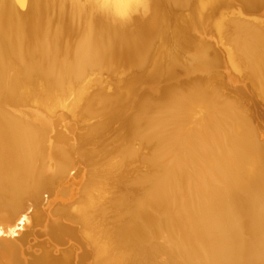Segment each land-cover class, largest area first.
<instances>
[{
    "label": "bare ground",
    "instance_id": "obj_1",
    "mask_svg": "<svg viewBox=\"0 0 264 264\" xmlns=\"http://www.w3.org/2000/svg\"><path fill=\"white\" fill-rule=\"evenodd\" d=\"M101 2L0 0V264H264V134L202 83L222 66L216 33L230 30L229 65L248 85L219 81L226 95L254 87L264 104V28L236 20L230 28L224 14L229 4L249 13L264 0ZM37 73L39 99L26 92ZM79 120L88 127L77 129ZM112 138L137 144L124 151L130 157L123 152L129 164L152 158L147 169L132 166L143 184L133 183L117 235L135 247L115 252L109 208L126 183L111 174ZM29 224L36 234L17 249ZM161 236L174 249H146Z\"/></svg>",
    "mask_w": 264,
    "mask_h": 264
},
{
    "label": "rangeland",
    "instance_id": "obj_2",
    "mask_svg": "<svg viewBox=\"0 0 264 264\" xmlns=\"http://www.w3.org/2000/svg\"><path fill=\"white\" fill-rule=\"evenodd\" d=\"M210 1H213V0H208V2H210ZM211 3H213V2H211ZM230 6H228V7H226L227 8V11H230V13H228L227 11H226V9H224V11H225V15H228V22H229V24L227 23V19L225 20V18H224V20L223 21H226V23L230 26V28H231V26H233V25H231V24H234L235 22V20L236 21H238V22H236V24L237 25H239L240 23L242 24H244V25H247V26H250L251 27V25L252 24H250V23H257L256 25L254 24L252 27H258V24H260L261 26L259 27V28H261L262 29V26H263V28H264V4L260 7V8H258L257 10H255V11H253V12H243L242 10V8H240L241 6H239L238 4V6H239V9L240 10H237L238 9V6L237 5H235V3H234V5L237 7H234V5L232 4V8H231V10H228L230 7H231V4H229ZM236 10H234V9ZM242 9V10H241ZM237 11H240L241 13L240 14H238V13H236L235 14V12H237ZM187 12H189V11H186V13ZM234 14H233V13ZM219 13V14H218ZM217 13V15L216 16H218V17H220V14L221 13H223V10H222V12H218ZM224 14L223 15H221V17L220 18H218V17H216V16H214V18L216 17L217 18V20L220 22V24L221 25H223L224 27H225V24L224 23H222L223 21H221L222 20V18L224 17ZM213 18V19H214ZM216 18L213 20L214 21V23L215 22H217L216 21ZM221 19V20H220ZM233 21V22H232ZM256 21V22H255ZM240 22V23H239ZM239 23V24H238ZM226 24V25H227ZM236 24H234V26L236 25ZM250 24V25H249ZM226 28V27H225ZM224 28V29H225ZM229 29V27H227V30ZM227 30H224V32L226 33L227 32ZM263 31H264V29H262ZM229 32H230V30H228ZM229 32H227L228 34H229ZM212 33H213V35H214V32H211V35H212ZM224 34L223 33V35L221 34V33H216V36H215V39H216V50H218V52H219V54H220V57H221V61H222V66H221V68L217 71V74L215 73V76H213V77H211L210 78V80L209 79H204L203 81H202V83L204 84L207 80V83H205V88H207L208 86V90H207V92H208V95L210 96V97H214V96H220V94H221V92H222V95H221V99L223 98L224 99V95H225V99H226V101H227V96H229V99L230 100H228L227 102H229V104L230 103H232V105H234V106H237V108L238 109H240L241 108V110H243L244 111V113H245V116H247V117H249V119H251V121L253 122V125H254V127H255V129L258 131V132H260V133H262V134H264V104L263 103H261L260 104V100L259 99H257V98H253V93H254V87L252 88L251 86V88L249 87V90L251 91V90H253V92H248L247 94L249 95V96H252V98L250 97V98H248L249 96H246L245 95V97H243V96H238V95H236V94H234V93H229V95H226L227 94V90L226 89H224V86H226V84H225V82H227V80L229 81V80H232V81H235V82H232V84H235V85H237V83H239L240 82V78H242L241 76H239L238 74H240L239 72H235L232 68H231V66L229 65V59L230 58H228V56L230 55V56H232V58H233V52H230V51H232V45L230 46V43L231 42H229L228 40H227V38H226V35H228V34ZM225 35V36H224ZM232 53L233 55H231L230 53ZM183 56H184V58L185 57H187V54H183ZM183 58V59H184ZM231 58V59H232ZM186 59V58H185ZM184 59V60H185ZM14 64V63H13ZM8 65V67H7V71L8 72H11V70L13 71V69H10V68H12V67H14V65H12V66H9V64H7ZM15 66H17V67H14V68H16V71H14V74H15V72H16V74H18V72H19V74L21 75V73H20V71H21V68H19L20 66L19 65H15ZM10 67V68H9ZM18 68V69H17ZM10 70V71H9ZM17 70H18V72H17ZM238 73V74H237ZM197 74V75H196ZM37 75H39V77L37 76ZM199 75V73L198 72H196L195 73V76H198ZM16 76H18L19 77V75H16ZM215 79V81H214V79ZM220 78V79H219ZM35 79L39 82V80H43L42 79V76L39 74V73H37L36 74V76H35ZM180 79H184V77H180ZM211 79H213L212 80V84H213V88L211 87V85L210 84H208L209 83V81L211 82ZM225 79V80H224ZM206 80V81H205ZM219 80H223V81H225L224 82V84H221V83H223V81L221 82V81H219ZM244 81V85L242 84V82ZM242 80H241V82L237 85L238 87H241V84H242V86H246L247 87V83L245 84V80H244V78H242ZM36 81V82H37ZM184 82L186 81L187 82V80H183ZM36 82L34 83V85H33V88H29V89H27L26 90V88H25V90H26V92L27 93H31V95H35V94H37V95H35L36 97L35 98H37V99H39V98H41V96H42V93H36V91L37 92H42L41 91V89L44 87H42V86H40L41 84V82L42 81H40L38 84H36ZM189 82V81H188ZM187 82V83H188ZM215 82H216V85H215ZM217 82H218V85H223V87L222 88H220L218 85H217ZM221 82V83H220ZM44 82H42V84H43ZM227 84H229L228 82H227ZM44 85V84H43ZM214 85H215V87H214ZM240 85V86H239ZM216 86H218L217 88H216ZM36 87V89H34ZM37 87H39V88H41V89H39V88H37ZM209 88H212V90L210 89L209 90ZM220 88V89H219ZM44 89V88H43ZM224 90V92L222 91V90ZM213 90H220V92L218 91V92H213ZM34 91V92H33ZM212 91V92H211ZM211 92V93H210ZM225 92H226V94H225ZM33 93V94H32ZM213 93H215V94H213ZM217 93V94H216ZM220 93V94H219ZM250 93V94H249ZM211 94H212V96H211ZM33 95V96H34ZM218 96V97H219ZM231 97V98H230ZM34 98V99H35ZM234 99V102H235V104H236V102H237V104L235 105V104H233V99ZM224 99V100H225ZM232 100V101H231ZM255 101H257V103L255 102ZM259 103V104H258ZM238 105L240 106V107H238ZM228 106V105H227ZM230 107H231V105H229ZM228 106V107H229ZM242 112V111H241ZM243 113V112H242ZM56 115L58 116V117H61L62 119H64V120H62V121H65V122H70L71 120H70V118H68V115L66 116L65 115V113L63 112V111H57L56 112ZM81 120H79V125H77L76 126V124L77 123H75L74 124V126L75 127H77V129H81V127H83V129L85 128V126H87V125H89V123H87L85 120H84V122H83V125H82V122H80ZM81 123V124H80ZM85 124V125H84ZM87 124V125H86ZM80 125H82L81 127H80ZM88 127V126H87ZM113 135H116V134H113ZM50 137H51V134H50ZM103 137V136H102ZM108 138V136H105L104 135V138L103 139H107ZM114 138L116 139V137L114 136ZM114 138H112V140L111 141H113L111 144H113L115 141V143L112 145V147L114 148V151L115 152H113L112 150H110V152H108L107 154H108V157L109 158H111V161H108L109 162V167H112V170H114V171H112L111 169H110V172H111V174H113L114 176H115V179L117 180V177L119 176L120 177V179H119V177H118V179L119 180H117L116 181V183L117 184H119V182H123L122 183V185L124 184V182L126 183V184H124L123 186L124 187H126L125 189H124V187L123 186H121V185H117L118 187L116 188V190L115 191H118V192H114V194L113 195H115V197L112 195V201L116 198L117 199V201H111V203H113L115 206H113V204H112V206L110 205V208H109V213H110V209H112V208H114L113 210H112V213H110V215H109V219H111V221L110 220H108L109 221V223L111 224H108V232H110V235H109V233H108V247H110V251H112V252H115V251H117V250H119V249H122V247H123V245L124 246H126L127 244V246H129L130 245V247L132 246H134L135 244H131V243H127L126 245L125 244H122V246H121V242L119 241L120 240V237H118L117 235H119L120 234V230L122 229L120 226H124V224L125 223H120V222H124L125 220H123L122 221V219H123V217H124V215H125V219L127 218V217H129V215H131L130 214V212L131 211H129L128 209L126 210V208L125 207H128V205H130V203L132 204L133 202H132V198H130L133 194L132 193H134L137 189H135L134 187H136V188H138L137 186L138 185H142V184H140L139 182L141 181H143V179L144 178H142V176L140 175V174H136L133 170L134 169H132V168H134L135 166V163L134 162H132V163H128L127 161H129L130 162V160H129V155H127V154H129V151H127L128 153H125L124 151H126V149L127 148H133V150L135 149L136 150V148H134L133 146H135L136 147V145H135V143L134 144H125L126 142H124L123 144H125V145H119L118 146V143L119 142H117V140H118V138H117V140H114ZM118 147H117V146ZM133 145V146H132ZM124 147V149L122 148V152L119 150L121 147ZM130 148L128 149V150H130ZM111 151H112V153H111ZM116 151H117V154H122V155H119L120 157L121 156H124L123 158H124V160H122L123 158H117V157H119V156H117L116 155ZM120 151V152H119ZM127 155V156H129L128 158L126 157V155L124 154V153ZM143 153L145 152V151H142ZM140 153H141V151H140ZM112 154V155H111ZM124 154V155H123ZM110 155V156H109ZM114 155H116L117 157H112V156H114ZM148 157H151V156H145V157H143V159H142V164L143 165H140L139 164V160H140V158H139V160H138V162H136V163H138L137 164V166L135 167V168H137V167H140L139 169H147V168H144V164L146 163V160L145 159H147ZM108 158V159H109ZM115 158V159H114ZM114 159V160H113ZM126 159H128V160H126ZM149 159V158H148ZM147 159V164H148V162H149V160L151 161L152 160V158L151 159H149L148 160ZM110 160V159H109ZM115 160H117V162H114V164H112L113 163V161H115ZM123 161H124V163H123ZM128 163H126V162ZM111 162V163H110ZM121 162V165H122V163H123V165H122V167H121V165L119 164ZM140 162H141V160H140ZM119 165H118V164ZM134 163V164H133ZM117 164V165H116ZM124 164H126V165H124ZM133 164V165H132ZM146 165V164H145ZM123 166H126L127 168H129V170L130 169H132L131 170V173H132V171L134 172V173H132V174H134V176H132V174L130 175V173L128 172V169L127 168H123ZM129 166H131V167H129ZM132 166H134V167H132ZM120 167V169H118V171H117V168H119ZM141 167H143V168H141ZM148 167V166H147ZM116 168V169H115ZM123 168V169H122ZM124 169L127 171V173H129V174H127V173H123V172H126V171H124ZM123 170V171H122ZM119 171H120V173H119ZM141 171V170H140ZM116 173V174H115ZM119 173V174H118ZM138 173V172H137ZM149 174V173H148ZM84 175V174H83ZM121 175V176H120ZM124 175V176H123ZM130 175V176H129ZM136 175V176H135ZM138 175V176H137ZM139 175L141 176V177H139ZM117 176V177H116ZM84 177V176H83ZM83 177H79V176H77V177H74V181L76 182V184H75V182L73 181V188L75 189H73L72 188V195H73V193L76 195L77 194V192H78V194L80 193L82 196H80V194L78 195H74V197L77 199V201L79 200L80 201V198H81V200L83 199V195L84 194H82L83 192H82V190L83 189H81V188H84V186H85V181H84V179H82ZM124 177H125V179L127 178L129 181H131L132 182V184L130 183V182H128L129 184H131V185H128V183L125 181V179H124ZM129 177H131V178H129ZM133 177H136V178H133ZM139 179H138V178ZM70 179H72L73 178V176H72V174L70 175V177H69ZM142 178V179H141ZM123 179H124V181H123ZM126 179V180H127ZM136 180V183H137V180L139 181L137 184H135V180ZM141 179V180H140ZM120 180H122V181H120ZM127 180V181H128ZM78 182V183H77ZM83 182V183H82ZM133 183H134V185H136V186H134L133 187ZM77 184H79V185H77ZM82 184H83V186H82ZM75 185V186H74ZM77 185V186H76ZM126 185V186H125ZM128 185V186H127ZM130 186V187H129ZM132 186V187H131ZM77 187V188H76ZM121 188V189H120ZM123 188V189H122ZM128 188V189H127ZM81 189V190H80ZM118 189V190H117ZM130 189V190H129ZM78 190V191H77ZM126 190H127V192L128 193H126ZM75 191H76V193H75ZM121 191V192H120ZM122 191H124L125 193H124V195L122 196V194H123V192ZM129 191L131 192V191H133V192H131L130 194H129ZM82 192V193H81ZM119 193V194H118ZM120 193H122V194H120ZM117 194V195H116ZM127 194V196L125 197V195ZM131 195V196H130ZM80 196V197H79ZM117 196V197H116ZM123 197H125V198H123ZM127 197H128V199H127ZM119 198V199H118ZM122 198V199H121ZM129 198H130V200H129ZM42 199H44V200H46L47 201V203L49 204V203H52L53 202V200H52V198H50L49 196H48V194L47 193H45V194H43L42 195ZM122 201H121V200ZM125 200H128V201H126L125 202ZM116 202V203H115ZM118 202L119 203H121V204H118ZM125 202V203H124ZM129 204H128V203ZM79 204V203H78ZM117 204V205H116ZM128 204V205H127ZM120 205L122 206L121 208H123V209H121L122 211H119L118 209H120ZM127 205V206H126ZM116 208V209H115ZM125 208V209H124ZM127 211V212H126ZM123 212V213H122ZM129 212V214H127ZM120 214H122V215H120ZM120 225H119V224ZM115 224L116 225H119V227L118 226H116V228H117V230L116 229H113V227L115 226ZM109 225H110V227L114 230H112L111 228H110V230H109ZM115 228V227H114ZM120 229V230H119ZM118 230H119V232H118ZM112 231V232H111ZM115 233V234H114ZM36 234V228L35 227H33V225H28V227H27V229H26V231L25 232H23L22 233V235L20 236V237H18L17 239H16V242H15V244H16V248L17 249H19L20 248V246H21V243L22 244H24L25 242H27V241H29L34 235ZM120 236V235H119ZM117 237H118V239H117ZM163 241H162V240ZM154 240H155V242H157V244L154 242ZM159 240H161L160 241V243H159V241H158V239H151V243H149L148 244V246H147V248L146 249H151L152 248V250L154 249V248H156V249H154V250H158L159 248V250H161V249H163V250H168V249H174V246L171 244V242L170 241H168V240H166V238L164 237H160L159 238ZM156 245H155V244ZM159 243V244H158ZM166 243V244H165ZM152 244H153V247H152ZM162 244V245H161ZM150 245H151V247H150ZM166 245V246H165ZM169 245H171V246H169ZM126 246V247H127ZM155 246V247H154ZM161 246H162V248H161ZM126 247H123V248H126ZM135 247V246H134ZM150 247V248H149ZM169 247H171V248H169ZM173 247V248H172ZM166 248V249H165Z\"/></svg>",
    "mask_w": 264,
    "mask_h": 264
},
{
    "label": "clouds",
    "instance_id": "obj_3",
    "mask_svg": "<svg viewBox=\"0 0 264 264\" xmlns=\"http://www.w3.org/2000/svg\"><path fill=\"white\" fill-rule=\"evenodd\" d=\"M97 6H98L100 9H103V8H104V4L101 2V0H97Z\"/></svg>",
    "mask_w": 264,
    "mask_h": 264
}]
</instances>
